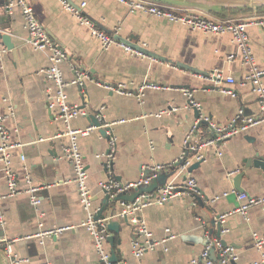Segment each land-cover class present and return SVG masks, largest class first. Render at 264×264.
Wrapping results in <instances>:
<instances>
[{
    "label": "crops",
    "instance_id": "1",
    "mask_svg": "<svg viewBox=\"0 0 264 264\" xmlns=\"http://www.w3.org/2000/svg\"><path fill=\"white\" fill-rule=\"evenodd\" d=\"M14 1L8 8V0H0V46L4 50L0 55V116L8 114V108L13 107L15 116L7 120V125L12 139L21 143V147L12 152L21 193L7 196L9 188L0 160L2 242L10 243L20 258L30 259L23 264H100L95 242L81 226L88 212L80 200L74 169L65 157L64 147L69 142L65 135L67 126L57 111L49 108L48 97L55 93V88L41 73L49 64L47 53L29 43L22 9L17 0ZM26 1L67 55V60L60 65L63 79H75L78 68L90 76L84 87L69 84L66 88L70 104L86 113L73 118L70 126L85 128L99 112L106 122L125 120L113 127L118 137V156L111 167L97 157L108 150L104 133L97 129L80 138L79 147L92 192V210L101 206L104 198L99 182L110 176L123 182H135L155 164H173L164 170L167 184L182 186L187 177L198 183L200 201L196 204L191 205L189 197H182L142 210L140 215L157 245L140 258L133 252V243L139 235L132 224H125L122 204H118L120 232L114 233L113 246L109 242L107 245L109 252L113 249L117 257L114 264H193L206 248L208 236L235 248L238 260L228 264L263 260L264 246L262 251L258 250L253 234L264 238V204L251 207L246 218L236 212L242 202L234 193L233 178L243 169L246 159L255 154L264 158V123L242 131L221 146L206 144L211 139L210 130L201 128L195 134V111L185 94L186 90L192 92L198 109L211 119L215 128L227 125L240 110L248 116L264 113L252 85L241 83L246 68L240 60L228 62L226 59L229 53L236 51L231 36L203 33L146 13L132 14L118 0H68L74 5L86 2L84 12L99 28L112 32L121 27V38L150 51L156 58L141 57L128 54L119 46L103 49L89 29L80 25L57 0ZM149 1L184 13L198 12L217 23L264 16L243 10L230 12L235 16L227 18L194 6ZM248 32L257 65L264 70V30L252 25ZM216 68L225 75H232L236 83L217 82L191 70L210 73ZM97 81L124 84L134 92H138L144 82L162 88L145 90L140 101L136 96H122L104 88ZM226 88L234 89L236 96L224 93ZM161 111L168 112L160 117L154 115ZM145 113L152 115L144 117ZM189 134V141L194 146L200 144L198 154L204 157L200 166L190 172L174 165L187 149ZM21 154L26 156V162L20 161ZM190 159L192 163L197 161L195 155ZM241 186L248 195L263 197L264 169L249 167ZM33 197L41 200L39 205L33 204ZM231 212L223 222L225 229L219 237L217 228L210 226V220ZM59 228L62 231L58 234L47 233ZM167 229H170L169 234ZM3 253L4 264H9L8 255Z\"/></svg>",
    "mask_w": 264,
    "mask_h": 264
},
{
    "label": "built area",
    "instance_id": "2",
    "mask_svg": "<svg viewBox=\"0 0 264 264\" xmlns=\"http://www.w3.org/2000/svg\"><path fill=\"white\" fill-rule=\"evenodd\" d=\"M57 1L62 5L66 12L77 19L80 25H83L89 29L91 35L100 42L103 49L107 50L112 46H119L123 48L128 54H135L141 57H151L131 47L126 42L121 41L118 38V36L121 35V27L118 26L114 28L112 32H107L99 28L96 23L91 20L84 12L87 6L86 2H82L79 5H74L68 0ZM118 1L121 4L126 5L129 9V12L132 14H150L158 19H165L170 23L185 25L203 33L229 34L231 36L232 43L236 46V51L229 53L226 59L228 62H234L236 60L241 61L242 65L246 68V73L241 83L244 85H252V90L257 95L258 103L262 109V112H264V70H261L257 65L256 58L250 46V36L248 32V27L252 25L264 30V16H256L245 20H228L224 23H217L212 19L206 18L201 13H184L183 11H179V9L177 10L173 7L161 5L149 0ZM17 3L20 5L23 12L25 27L29 36V43L36 50L47 53L49 64L47 68L41 71V73L45 75L46 79L51 82L55 88V93H52L48 97L49 108L50 110L57 111L58 116L64 120L67 126L65 135L68 137L69 142L64 147L65 157L74 169L80 200L88 212L87 218L82 222L81 226H83V228H85L93 238L96 250L99 255L100 264H114L110 261L111 255L107 249V237L111 235V231L104 220L95 218L100 206L93 210L91 208L92 192L88 185L89 175L83 154L79 147L81 137L88 136L94 130L100 129L91 124L85 128H74L70 126V122L73 118L80 114L86 113L84 110L70 104L68 101L66 88L69 84H76L82 88L86 84L87 80L90 79V76L78 68V70L75 71L76 78L72 81H65L63 79V73L60 65L62 62L67 60V55L61 49V47L55 43L53 38L47 32L44 25L38 19L33 7L26 0H17ZM14 4V0H8L7 7L10 8ZM3 51L4 50H2L0 46V55ZM205 77L215 79L217 82H226L229 85H234L236 83V79L232 75H225V73L218 68L214 69L213 72L208 73V75H205ZM96 83L104 88L113 90L122 96H136L140 101L144 96L145 90H159L162 88L160 85L151 82H144L138 88V92H134L133 90L127 89L124 84H108L101 81H97ZM223 92L233 97L236 96V93L232 88H226L223 90ZM185 94L187 97H189V100L192 101V92L186 90ZM192 103L194 107H199L195 101H192ZM8 109V114L0 116V160L4 164V173L9 188L7 196H15L21 193V191L19 190L17 174L13 167L12 152L16 148L21 147V143L12 139L10 128L7 125V120L15 116V111L13 107H9ZM103 110L104 106L101 108V111ZM167 112L168 111H161L154 115L160 117ZM150 115L152 114L145 113L143 116L147 117ZM96 117L101 122V127L107 129L106 136L108 139L107 152L98 154L97 157L104 159L108 167H111L118 156V137L113 127L115 124L122 123L125 120H121L120 122H106L100 112L96 114ZM262 123H264V113L260 116H248L243 110H240L227 125L217 128V136L208 140L206 144H212L217 147L221 146L227 140L237 136L242 131H245L251 127L259 126ZM191 134L188 135L187 143L190 142L189 140L191 139ZM188 149L183 152L175 164L180 163L185 159ZM202 158L204 157L200 154L195 155L196 160H200ZM20 161L26 162V156L24 154L20 155ZM191 164V159H186V161H184V163L179 167L183 170H188V167ZM172 166L173 164H155L148 168H151L153 171L157 172L163 171L166 168H170ZM24 169L26 170L27 167H24ZM155 176V174L149 177L143 176L135 182H123L115 176H110L106 181L99 182L98 186L102 190L107 191L111 198H113L121 193L149 185ZM27 182H31L30 174L27 175ZM234 193L237 195V199L242 202V205L236 212L241 213L245 218L247 217L248 210L251 207L264 204V196L253 197L245 192L238 191H234ZM1 197L2 196H0V198ZM182 197H189L191 200L200 198L198 183L194 178L187 177L182 186L166 184L165 186H161L158 191L152 194H144L137 197L134 202L121 203V215L127 216L129 218L130 222L135 227L137 234L139 235L138 239H135V242L133 243V252L136 257H142L146 250L150 248L153 249L157 245V243L151 239L152 231L150 230L147 222L140 215L142 210L152 204L162 205L169 200L179 199ZM32 202L35 205H39L41 200L39 198L33 197ZM196 203L197 201H194V204ZM232 213L233 212L221 215L219 220L223 223L226 216ZM3 223L4 217L0 211V226ZM60 231H62L61 228L52 229L47 233L52 235L58 234ZM166 232L169 234L170 229H167ZM253 238L258 250L262 251L264 246V238H261L257 233L253 234ZM207 240L208 244L202 252L201 257L199 260H194L193 264H216L210 259V249L213 246L218 248L222 264H228L230 261L238 260V254L233 246H224L220 239L213 240L209 236L207 237ZM5 253L10 259L9 264H23L30 261L28 258H20L17 256L12 249V245L10 243L7 244V242ZM252 264H264V259Z\"/></svg>",
    "mask_w": 264,
    "mask_h": 264
},
{
    "label": "water",
    "instance_id": "3",
    "mask_svg": "<svg viewBox=\"0 0 264 264\" xmlns=\"http://www.w3.org/2000/svg\"><path fill=\"white\" fill-rule=\"evenodd\" d=\"M158 1H164V2L177 4V5L178 4L179 5H189V6H194V7H198V8H203L206 10H211L214 12L221 13L227 18H233L235 15L230 13V12L224 11L225 9H227L228 11H230V10H241V11H243L244 10V11H250V13H253V14H258L259 9L261 7H264V0H198V1H196V0H158ZM118 38L121 41L126 42L131 47H133V48H135V49H137V50H139V51H141V52H143V53H145L151 57H155V55H153L150 51H147V50L142 49L140 47L134 46L130 42H128L127 40L121 38L120 36H118ZM159 59L164 60L160 57H159ZM177 66L188 68L187 66H184L183 64H177ZM191 70L194 71L195 73H198V74L208 75V72H202V71H198L195 69H191ZM192 101H194V99H192ZM192 101L189 100L188 104L195 111V116H196V123L194 126L195 134L201 128H209L210 133H211L210 138L216 137L218 134L217 128H215L213 126L210 118H208L207 116L202 114L200 109L194 107ZM83 108H84V106H83ZM90 123H91V125L98 127L100 129L99 131L101 133H104L106 136L107 129L101 127V122L96 117V114L93 116ZM186 147H187V149L189 148L188 152H186V156H185L184 160H182L180 163L175 164V166H177V168L181 164H183L184 161H186V159H190L194 155L199 153L200 144H196L194 146L192 144V142H189V143H187ZM192 147H195V148H192ZM203 161H204V158L193 162L189 166L188 171L190 172V171H193L194 169L198 168ZM249 167H257V168L264 169V158L261 157L259 154H255L251 158H248L244 161L243 169L241 171H238L233 178L235 189L238 192H245L244 188L241 186V180L244 177L245 172ZM154 174L156 176L153 178L152 182L149 185H145V186L140 187L138 189H134L132 191H127V192L121 193V194H119L113 198H111V196L107 193V191L103 190L104 198L101 202V206H100L99 210L97 211L95 218L104 220L105 223L108 225V228L111 231V235L107 237V241L111 244V246H113V243H114V233H119L120 227H121V221H119V215L117 216V213H119L118 204H121L123 202H134L137 197L144 195V194H152V193L158 191L161 186H165L167 184V178L168 177H167L166 173L164 172V170L155 172L151 168H148L144 174V177H149V176H152ZM194 201L199 202L200 198H197L196 200H191V202H190L191 205L194 204ZM122 217H123V220L127 226H130L132 224L127 216L122 215ZM210 226L217 228L219 237L221 236V232L225 229L224 224L219 220V216L210 220ZM2 237H3V233L0 231V239H3ZM217 239H219V238H217ZM0 241H1L0 242V264H4L5 257H4L3 252L6 249V244H4L2 242L3 240H0ZM221 242L224 246H227V243L225 241L221 240ZM205 244L207 246L208 240H206ZM217 250H218V248L216 246H213L210 249V259L212 261L216 262L217 264H222L220 254L219 253L217 254ZM110 255H111L110 261L112 263H115L117 261V257L115 255V252L113 249H111Z\"/></svg>",
    "mask_w": 264,
    "mask_h": 264
},
{
    "label": "trees",
    "instance_id": "4",
    "mask_svg": "<svg viewBox=\"0 0 264 264\" xmlns=\"http://www.w3.org/2000/svg\"><path fill=\"white\" fill-rule=\"evenodd\" d=\"M239 11H241V10H230V11H228V12L238 13ZM259 13H260V14H264V7H261V8L259 9Z\"/></svg>",
    "mask_w": 264,
    "mask_h": 264
}]
</instances>
